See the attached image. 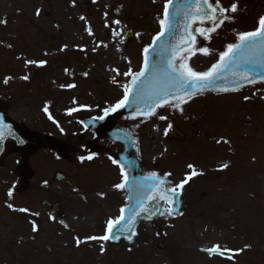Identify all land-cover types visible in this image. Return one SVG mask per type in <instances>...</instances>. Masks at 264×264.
<instances>
[{"label": "rangeland", "instance_id": "rangeland-1", "mask_svg": "<svg viewBox=\"0 0 264 264\" xmlns=\"http://www.w3.org/2000/svg\"><path fill=\"white\" fill-rule=\"evenodd\" d=\"M32 1L34 6L30 9L25 0H18L17 7L13 6L9 12L10 17L2 18L19 28L3 29L0 66L13 61L18 75L29 77L28 80L16 78L10 83L8 91L14 106L11 113L28 125L30 131L51 137L78 153L85 152V143L79 138L84 135L86 142L91 136L79 128L76 120L82 115L103 113L104 108L123 98L124 86L131 79L124 73L129 68L133 72L140 70L142 51L160 29L159 19L167 0ZM232 3L235 2L222 1V6L230 7ZM117 19L121 21L119 25L113 23ZM114 30L119 35L114 36ZM130 31L132 39L128 43L126 36ZM219 44L214 48H220ZM213 58L196 57L190 61L191 67L195 71L205 70L214 62ZM33 60H46L47 64L38 67L27 63ZM69 84L76 87L68 88ZM200 102L188 107L194 106L195 115H203L210 122L199 119L206 134L200 138L201 149L194 157L200 160L204 157L214 162V167L229 164L223 171L221 186L216 183L218 186L211 189H200L211 197L202 209L213 204L214 199L225 200L223 220L229 221L230 229L219 230L218 223H198L179 233L181 242L200 248L226 242L232 249H244L240 253L251 264L260 261L264 264V86ZM97 104L105 105L98 113ZM45 106L52 119L43 111ZM70 109L77 110L69 115ZM190 136L195 140L193 134ZM159 141L151 146L160 152L146 158L157 161L159 157L168 163L174 153L173 145ZM56 156L47 145L33 157L31 164L40 181L48 180L44 178L45 172L51 177L64 169L73 176V184L67 185L65 191L56 190L58 196L66 198L65 219L52 215L37 198L33 202L26 197L16 199L13 193L9 197L7 190L0 187V264H134L133 253L128 254L123 248L109 250L103 241L76 245V237L85 240L104 235L103 226L109 219L118 218L123 206V199L119 200L120 206L109 195L110 183L117 178L110 173L106 160L93 156L81 162L77 156L66 169L55 160ZM188 161L186 165H195L198 172L205 170L202 162L192 158ZM176 167L178 180L189 172L182 171L180 164ZM76 170L79 171L75 173ZM8 204L14 208L32 204V211H13ZM33 220L39 228L35 233Z\"/></svg>", "mask_w": 264, "mask_h": 264}, {"label": "flooded vegetation", "instance_id": "flooded-vegetation-1", "mask_svg": "<svg viewBox=\"0 0 264 264\" xmlns=\"http://www.w3.org/2000/svg\"><path fill=\"white\" fill-rule=\"evenodd\" d=\"M18 0H0V21H2L3 17H10V11L13 6H16V2ZM22 1V0H19ZM26 5L30 6V9L34 6V1L25 0ZM222 1L220 0V4L222 6ZM235 3H238L239 10L237 13H229L233 19L225 20V22L216 28L215 31L211 33H206L207 39L205 36L197 34L203 40L202 46L199 48H209L211 50V55H204L202 52L197 50L196 54L191 57L187 62L191 66V60L196 59V57L207 60L209 57H214V63L219 59L220 53L227 50V45L230 43L237 42V34L238 32L243 31H252L258 25V20L261 15H264V0H233ZM48 15V14H47ZM49 16V15H48ZM13 21V20H12ZM56 24V23H55ZM54 24V25H55ZM33 27V24H32ZM211 26L199 27L201 29H207ZM19 28L18 26H14L10 24L8 20L5 23H0V54L3 48L1 43V38L3 34V29H12ZM220 42V48H214V46ZM214 43V45H211ZM11 54V53H10ZM14 54V53H13ZM11 54V55H13ZM4 63V62H3ZM212 64L207 67L205 70H200L198 72L207 71L211 68ZM23 75H18L16 66L13 64V61L10 63H4L0 66V112L6 114V116L15 124H18L27 130H29L28 125L26 126L23 122L19 121L17 117L13 115L14 106L10 97L9 86L10 83L13 82L16 78H20ZM8 77L11 79L7 84L4 83V80ZM214 97H198L197 99H192L188 101L185 105L180 106L179 108H169L162 115L166 117L164 120H156L154 122H140L137 121L133 124L134 129L137 132L138 140L140 141V150H141V158L143 161V170L149 173H159L163 175H168L173 185L176 186L185 179L187 176H183L178 180L176 166L180 164V169L182 171H188V160L191 158L196 162H202L204 164L205 170H201L202 175H198L193 177L192 185L189 189V193L187 196V207L184 212L185 215L181 218H171L165 222L156 223L154 226L150 227V229L146 230V235L149 237L150 245L146 247H140L134 251L133 258L135 260V264H251L250 260L246 257V255L241 254L240 252H235L237 249H241V247H237L236 249H232L229 247L226 242L221 244L222 247L226 249L233 250L231 252H226L224 256L221 255H209L207 253H202L200 247H190L185 242H181V233L182 231H186L189 227L196 225L198 223H223V215L225 200H213V204L205 206L202 209L203 203L208 202L210 200V193L205 191H200L202 188L211 189L213 186H221L222 182V174L224 170H221L218 164L212 165L214 162L202 158L195 159L194 155H196L200 151V147L198 146L201 142L200 138L204 137V133L206 131L204 126L201 124L202 122H210L203 115H199L198 117L195 115L197 110L191 104L196 101H201L200 103L209 102ZM203 100V101H202ZM206 100V101H205ZM200 104V105H201ZM203 106V105H202ZM201 106V107H202ZM185 107V108H184ZM184 108V111L178 110ZM13 111V113H11ZM203 120L200 123V120ZM171 125V128H169ZM168 130V134L165 135V130ZM88 134V133H87ZM193 134L195 140L190 136ZM42 141L44 142V138ZM160 139L159 142L170 144L174 149V153L171 158H169V162L166 163L165 159L152 160L146 157H149L152 153H159L160 151H156L152 144L156 143L157 140ZM184 139V140H183ZM198 139V140H197ZM80 142H85L84 135H81L79 138ZM195 143H197L195 145ZM44 148L47 144L43 143ZM189 145L188 148H184L183 146ZM175 146V147H174ZM177 147V148H176ZM65 153L58 158V162H62L64 167L67 169L70 167L73 161L77 158V156H88L89 154L86 152L78 153L76 150L68 146H64ZM111 152L114 151L113 148L107 147ZM41 151V150H40ZM39 151V152H40ZM37 152V153H39ZM37 153L33 156H30L27 161V166L33 169L32 159L37 156ZM185 154V158L183 159V155ZM36 155V156H35ZM102 159L106 158L102 154H99ZM161 156V155H159ZM107 159V158H106ZM108 160V159H107ZM23 157L20 154H11L7 156V158L0 162V170L2 177L0 178V187L9 190H14L16 184L19 182L25 183L24 179L20 177L18 174L20 170V166L22 164ZM110 163L112 176H115L117 179L110 183L111 194H109L114 200H121L126 198V194L124 191L117 190L114 188L116 183L121 182V174L120 168ZM197 164V163H195ZM198 165V164H197ZM79 170H76L77 173ZM170 173V175H169ZM47 181L38 180L36 175L37 173L33 170L32 178H30L29 182H26V191L21 193L20 195H14L16 199H20L22 197H26L30 201L35 202L36 198L40 201V205L44 208L48 209L49 212L52 213L53 209L56 211L64 212V207L66 206L65 199L62 196H58V192L56 190L65 191L67 185L73 184V176L70 175L68 170L65 171H57L51 174V177L48 176V173H44ZM61 180H58L59 176ZM216 183H219L218 185ZM200 199V200H199ZM32 205V204H31ZM31 205H27L26 208L31 212ZM224 227V226H223ZM149 233V234H148ZM176 233V234H174ZM219 244H211L207 248H211L212 246ZM243 248V247H242ZM228 256H232V259H228ZM263 264L262 261L259 262Z\"/></svg>", "mask_w": 264, "mask_h": 264}, {"label": "snow or ice", "instance_id": "snow-or-ice-1", "mask_svg": "<svg viewBox=\"0 0 264 264\" xmlns=\"http://www.w3.org/2000/svg\"><path fill=\"white\" fill-rule=\"evenodd\" d=\"M174 4V0H167L163 8V16L159 19L160 31L153 37V42L148 47H145L144 52V61L138 72H133L131 68L124 73L125 76L131 77L130 85L124 86V95L123 98L117 101L116 104L103 109L104 115L96 117L95 119L104 120L109 114L128 106L129 97L135 93L136 99L139 102L137 106V111L143 112L144 115L151 117L156 115V109L158 107H163L164 105L172 106L173 100L175 101V106L180 107L181 103H188V99L184 97L187 96L191 98L198 93H203L210 84H212L218 78H222V74L225 71H230V76L233 78L232 82L237 84L238 87H242L241 82L255 83V75H259L261 80H264V15H261L258 20L257 27L252 31H243L238 32L237 42L230 43L227 45V50L220 53L219 60L212 64L211 68L204 72L195 71L189 64L185 61L189 58L185 55L173 56L167 60L165 66L161 67L159 59L155 61V64L151 63L149 60L150 51H155L157 48V42L165 35L166 32L172 29L170 6ZM239 10L238 3H232L230 7H223L220 4V0H189L188 3L182 4L175 9V15L179 18L177 23L183 22L185 28V35L190 36L191 33L188 31L190 23L199 22L203 24L206 20L211 22V27L207 29L197 28L196 31L200 35L205 36L207 39L206 33H211L216 30L220 25H222L225 20H231L233 17L228 15L229 13H237ZM40 12L37 10L36 15L39 16ZM107 15V14H105ZM85 19V17H81ZM0 23H5L6 21H0ZM114 24L119 25L120 20H114ZM107 26V25H106ZM87 31L91 35V28H88ZM113 35H119L115 30ZM10 47V45H9ZM67 46L65 45V48ZM178 53H183L185 48L178 47L175 50ZM204 55H211V50L209 48L199 49ZM191 54H194L191 53ZM157 57L160 56V53L156 54ZM176 61H179L177 63ZM28 64H35L38 67H42L47 64L46 60L41 61H27ZM130 63V62H129ZM243 68H250L252 73L248 71H241ZM113 71H117L113 69ZM152 73V87L148 90L141 87L144 84V81L147 79L149 72ZM84 75H87L85 73ZM11 77H8L4 80V83L7 84ZM23 80H28L27 75L21 77ZM113 83L116 82L115 77L112 80ZM68 88H75V84L67 85ZM219 91L228 92L230 90L227 87L218 89ZM171 97V99H170ZM245 100L250 99L245 97ZM139 104H143L145 109H140ZM77 109H70L68 114L71 115L73 111ZM183 111V109H180ZM43 111L48 114L49 119H52L51 113L47 106L44 107ZM161 120L166 119L164 116L159 117ZM3 127L2 118H0V128ZM171 128V125H169ZM10 131V128H9ZM63 131V129H61ZM168 134V130H165V135ZM3 139V132L0 131V140ZM220 141H218L219 143ZM227 142V141H225ZM81 162L85 159H93V155L87 157H81ZM113 164H116L120 168L121 182L116 183L114 188L117 190L123 191L128 185V174L124 170V165L120 163L117 159H112ZM191 169V172L181 181L176 187L183 189L185 184L188 183L193 177L202 175L203 173L198 172L192 164L187 166ZM229 168L228 163H223L221 165V170ZM170 175V173H169ZM146 179H150L155 183L161 182L160 177L157 173H151L150 176ZM173 195H177L175 189H172ZM8 196H12V192H8ZM152 199H156L155 196ZM168 199V197H165ZM171 203L175 204V200H170ZM7 207L13 211H19L22 213H27L29 210L27 208H14L12 204H8ZM141 211L147 212L148 209L138 208L133 212V217L128 219L127 223H124L126 217L124 215L125 209L121 208V215L116 219H109L106 224L105 234L102 236H89L85 240H81L79 237L75 238L77 247L80 244L85 243L86 241H103L107 242L110 240H119L120 236L114 232V229L117 226L124 224L120 229L121 232H130L135 235L134 225L135 217L141 213ZM176 212L175 207L168 210V215H172ZM181 215L183 213H180ZM32 215H39L38 213H32ZM54 219V217H53ZM63 223V221H61ZM32 231L35 233L39 230L38 225L33 220L31 221ZM64 227H68L67 224H64ZM127 239H131V236H128ZM246 248H250L251 245H246ZM105 251L103 244L101 245V252ZM209 255H221L224 256L226 252H231L233 250L226 249L219 244L212 246L211 248L204 249ZM244 249H237L235 252H243ZM228 259H232V256H228Z\"/></svg>", "mask_w": 264, "mask_h": 264}, {"label": "water", "instance_id": "water-1", "mask_svg": "<svg viewBox=\"0 0 264 264\" xmlns=\"http://www.w3.org/2000/svg\"><path fill=\"white\" fill-rule=\"evenodd\" d=\"M189 0H174V4L170 6L171 22L172 29L165 33V35L157 42V48L155 51H150L149 60L151 63L155 64V61L159 59L160 66L163 67L166 65L167 60L173 56L178 55H189L195 51L197 47V41L192 37L193 35V26L199 22L190 23L188 31L191 33L190 36L185 35V28L183 22L177 23L178 17L175 15L176 7L188 3ZM205 21L203 24L208 23ZM132 33H128L127 41H131ZM153 42V41H152ZM183 47L185 51L183 53L176 52V48ZM157 53H160V56L157 57ZM144 54V53H143ZM179 63V61H176ZM230 71H225L222 74V78H218L203 93L199 94H221V93H230V92H240L241 90H247L251 87L264 84V80H261L259 75H255L256 82L247 83L241 82L242 87H238L237 84L232 82V77L230 76ZM241 71H248L250 74L252 70L250 68H243ZM131 83V82H130ZM129 83V85H130ZM144 89L148 90L152 87V73L151 71L148 74L147 79L144 81V84L141 86ZM237 89L230 90L228 92L219 91L218 89L222 88ZM193 96V97H195ZM185 99H189L187 96ZM192 98V97H191ZM171 99V97H170ZM138 101L136 99L135 93L129 97V103L127 107L120 108L119 110L109 114L104 120L95 119V117H82L79 122L84 126V128L93 132L96 138L88 145V151L90 153H97L98 146L103 140L113 143V145L118 146L117 157L112 159H117L121 164L124 165V170L128 174V183L139 184L138 188L132 187L127 189V207H125V217L126 220L124 223H127L128 219L133 217V212L138 208L148 209L147 212L141 211L139 215L135 217V225L133 235L130 232H121L120 229L124 226L121 224L114 229V232L120 236L119 240H110L107 241L110 247L118 249L119 247H124L127 249H132L135 246L144 244L142 229L148 227L156 221H161V219H167L170 216H179L183 212L185 207V194L187 189V184H185L183 189H179L177 195H173L171 185L160 177L161 182L155 183L148 178L150 175L144 174L141 168V161H139L138 156V140L134 138L132 131L127 127V124L134 120H152L164 110L168 105L163 107H158L156 109V115L148 117L143 114L141 111H137ZM172 106H175V101L173 100ZM140 109H145L143 104H139ZM146 110V109H145ZM5 122L0 131L3 132V139L0 140V162H2L7 155L11 153H20L23 156V162L20 166L19 175L24 179L25 183L31 178L32 171L28 169L27 160L29 155L35 153L39 150L40 137L37 134L27 132L23 127H20L9 120L5 115ZM123 125V126H122ZM10 128V131H9ZM49 141H52L49 139ZM52 148L57 149L58 144L53 141ZM63 152V148L59 150V153ZM25 183H19L17 185L15 193L20 194L25 191ZM155 196L156 199H152ZM168 197V199H165ZM174 199L175 204L171 203L170 200ZM170 205V209L175 207L176 212L172 215H168L165 212L166 205ZM128 236H131V239H127Z\"/></svg>", "mask_w": 264, "mask_h": 264}]
</instances>
